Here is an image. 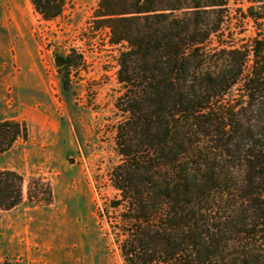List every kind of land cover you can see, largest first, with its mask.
<instances>
[{
    "label": "trees",
    "instance_id": "trees-1",
    "mask_svg": "<svg viewBox=\"0 0 264 264\" xmlns=\"http://www.w3.org/2000/svg\"><path fill=\"white\" fill-rule=\"evenodd\" d=\"M67 2L30 0L45 21ZM233 6L256 28L245 44ZM91 24L123 47L112 180L124 263L264 264V0H99ZM26 138L0 120V157ZM23 183L0 166V210L22 203Z\"/></svg>",
    "mask_w": 264,
    "mask_h": 264
},
{
    "label": "rangeland",
    "instance_id": "rangeland-1",
    "mask_svg": "<svg viewBox=\"0 0 264 264\" xmlns=\"http://www.w3.org/2000/svg\"><path fill=\"white\" fill-rule=\"evenodd\" d=\"M98 3L68 0L61 17L45 21L30 0H0V120L27 130L0 157L2 168L24 179L22 203L0 210V261L125 264L112 180L122 162L115 127L123 47L110 43L108 30L92 28ZM238 7L232 29H243L245 44L256 28L239 21ZM58 58L69 59L68 70L60 71ZM206 152L213 156L211 143Z\"/></svg>",
    "mask_w": 264,
    "mask_h": 264
},
{
    "label": "water",
    "instance_id": "water-1",
    "mask_svg": "<svg viewBox=\"0 0 264 264\" xmlns=\"http://www.w3.org/2000/svg\"><path fill=\"white\" fill-rule=\"evenodd\" d=\"M59 65H63V62H58Z\"/></svg>",
    "mask_w": 264,
    "mask_h": 264
}]
</instances>
